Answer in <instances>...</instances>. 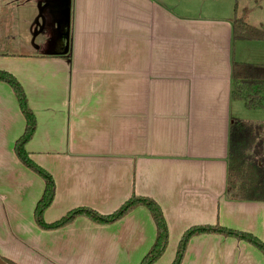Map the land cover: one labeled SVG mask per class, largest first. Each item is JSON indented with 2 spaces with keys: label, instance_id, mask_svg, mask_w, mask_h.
Wrapping results in <instances>:
<instances>
[{
  "label": "crops",
  "instance_id": "1",
  "mask_svg": "<svg viewBox=\"0 0 264 264\" xmlns=\"http://www.w3.org/2000/svg\"><path fill=\"white\" fill-rule=\"evenodd\" d=\"M232 3L72 0L67 55L40 50L8 68L0 60L37 117L27 148L55 180L47 223L80 207L111 214L136 195L153 198L168 223L167 253L155 264L174 261L192 226L218 224L264 242V203L227 198L230 126L244 119L231 98L232 63H264V42L233 40ZM19 109L0 82V256L16 264H140L157 233L145 207L110 225L79 217L59 229L38 226L44 183L14 154L26 124ZM11 124H19L15 133ZM181 264H264V256L247 242L202 234Z\"/></svg>",
  "mask_w": 264,
  "mask_h": 264
},
{
  "label": "trees",
  "instance_id": "2",
  "mask_svg": "<svg viewBox=\"0 0 264 264\" xmlns=\"http://www.w3.org/2000/svg\"><path fill=\"white\" fill-rule=\"evenodd\" d=\"M232 24L233 40L264 41V26L250 25L238 16L232 20ZM0 56L13 55L0 53ZM21 56H28V54ZM0 82L8 84L12 88L26 121L23 134L15 142V154L25 167L39 174L44 180L43 195L35 208V220L38 226L44 230L59 229L79 217H85L99 225H110L121 220L138 207H145L152 215L157 233L152 247L141 264L158 262L169 246L170 232L164 212L153 198L133 195L120 209L107 215L89 207H80L72 210L57 222L47 223L44 220L45 211L55 200L56 185L53 176L31 158L27 148L37 131V117L29 105L22 84L13 73L0 69ZM231 98L244 101L249 109L261 108L264 110V63L233 61ZM227 198L231 201L264 203V120L234 119L231 123ZM202 234H219L244 241L258 248L264 254V242L251 233L228 229L218 224L200 225L192 226L184 232L172 264H181L189 241ZM3 259L9 264H16L6 258Z\"/></svg>",
  "mask_w": 264,
  "mask_h": 264
},
{
  "label": "rangeland",
  "instance_id": "3",
  "mask_svg": "<svg viewBox=\"0 0 264 264\" xmlns=\"http://www.w3.org/2000/svg\"><path fill=\"white\" fill-rule=\"evenodd\" d=\"M231 2H233L232 3L233 6H236V8L238 9L237 10L238 17H242L250 25L260 27V23L264 19V0H231ZM36 14H37L36 4H33L32 2L27 3L18 0H0V53L13 55V56H8L11 58L0 59L2 60L5 67L8 68V67L19 66L21 64L19 62L20 61L19 56L23 54H29L32 52L40 51L39 49L36 48V45L38 44V42H42L43 37L39 36L38 38H36L35 44L33 43L32 40L33 30H31V28H32V23L35 20ZM32 15H33V19H31ZM237 41H241V40H237ZM244 41L250 42L248 40H244ZM238 104H240V106H244L242 107L243 109L242 117L244 118V120H255V121L264 120L263 109L261 108L249 109L244 101H241ZM244 104L247 106V108L245 107ZM19 112L20 114L22 113L21 109H19ZM11 125L13 126L12 132L15 133L17 129H19V124H11ZM19 162L21 163V161ZM22 165L23 164L21 163V166ZM28 170L31 171L34 174V176L38 177L40 181H43L44 183V180L39 174L33 172L30 169ZM166 253L167 252H165V254ZM261 254L264 256L262 252ZM145 255L141 258L140 264L143 258L145 257ZM172 263L173 261L170 264Z\"/></svg>",
  "mask_w": 264,
  "mask_h": 264
},
{
  "label": "water",
  "instance_id": "4",
  "mask_svg": "<svg viewBox=\"0 0 264 264\" xmlns=\"http://www.w3.org/2000/svg\"><path fill=\"white\" fill-rule=\"evenodd\" d=\"M38 14L32 24L33 43L39 34H46L43 53L65 56L70 51L72 0H36ZM48 10L46 13L45 11ZM45 32V33H44ZM46 32H49L48 34ZM39 46L36 45L38 49ZM0 264H9L0 256Z\"/></svg>",
  "mask_w": 264,
  "mask_h": 264
},
{
  "label": "flooded vegetation",
  "instance_id": "5",
  "mask_svg": "<svg viewBox=\"0 0 264 264\" xmlns=\"http://www.w3.org/2000/svg\"><path fill=\"white\" fill-rule=\"evenodd\" d=\"M36 8H37V1H36ZM48 10H49V9H47L45 12L47 13ZM37 14H38V8H37ZM37 14H36V15H37ZM44 33H45V32H44ZM46 33L48 34L49 32H46ZM39 36L47 38L46 34H39L38 37H39ZM38 37H37V38H38ZM42 43H43V44H42ZM44 44H45V39H42V42H38V44H37V46H39L38 49L43 51V49H44L43 45H44Z\"/></svg>",
  "mask_w": 264,
  "mask_h": 264
}]
</instances>
